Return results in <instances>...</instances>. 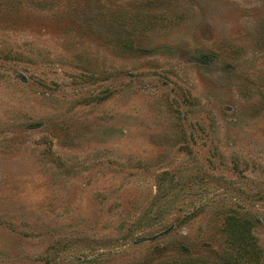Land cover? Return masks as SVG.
<instances>
[{
    "label": "rangeland",
    "instance_id": "374dc122",
    "mask_svg": "<svg viewBox=\"0 0 264 264\" xmlns=\"http://www.w3.org/2000/svg\"><path fill=\"white\" fill-rule=\"evenodd\" d=\"M228 215L264 253V0H0V264L217 257Z\"/></svg>",
    "mask_w": 264,
    "mask_h": 264
},
{
    "label": "trees",
    "instance_id": "16d2710c",
    "mask_svg": "<svg viewBox=\"0 0 264 264\" xmlns=\"http://www.w3.org/2000/svg\"><path fill=\"white\" fill-rule=\"evenodd\" d=\"M250 218L228 215L224 235L228 244L217 257L180 256L153 264H263V249L250 228Z\"/></svg>",
    "mask_w": 264,
    "mask_h": 264
}]
</instances>
